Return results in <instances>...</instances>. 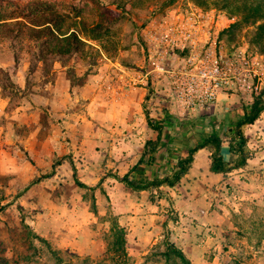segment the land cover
Instances as JSON below:
<instances>
[{
  "label": "rangeland",
  "instance_id": "374dc122",
  "mask_svg": "<svg viewBox=\"0 0 264 264\" xmlns=\"http://www.w3.org/2000/svg\"><path fill=\"white\" fill-rule=\"evenodd\" d=\"M252 2L0 0V206L64 155L87 185L65 161L1 211L0 264H264V111L245 130L252 158L225 175L201 149L160 193L110 176H163L264 99L263 79L181 109L153 63L159 25L194 14L201 39L264 67V5ZM146 113L163 126L154 151Z\"/></svg>",
  "mask_w": 264,
  "mask_h": 264
},
{
  "label": "built area",
  "instance_id": "2783aa9c",
  "mask_svg": "<svg viewBox=\"0 0 264 264\" xmlns=\"http://www.w3.org/2000/svg\"><path fill=\"white\" fill-rule=\"evenodd\" d=\"M204 23L202 16L190 14L160 24L153 62L167 81L173 103L190 111L215 102L228 90L255 92L264 79V67L244 52L225 53L214 41L201 39ZM178 53L185 58L180 60Z\"/></svg>",
  "mask_w": 264,
  "mask_h": 264
},
{
  "label": "trees",
  "instance_id": "16d2710c",
  "mask_svg": "<svg viewBox=\"0 0 264 264\" xmlns=\"http://www.w3.org/2000/svg\"><path fill=\"white\" fill-rule=\"evenodd\" d=\"M253 6L264 5V0H252ZM264 11V6L260 7ZM259 10V9H258ZM264 111V99L261 96L251 102L248 108L244 109L243 115L238 118L233 127L228 129V137L226 140H222L221 137L215 133L201 139L198 143L188 147L185 150V154L179 156L176 162L173 164L169 173L154 177L152 179H134L129 177L128 173L119 175L117 173H111L110 176L114 177L117 181L125 185L126 187L137 191H157L163 192V188H172L177 185L181 178L186 175L189 169L192 167L197 152L201 149L208 151L209 158V170L213 173L226 174L233 170L239 169L246 165L247 161L252 158V149L248 146V139L245 134V130L248 126L252 125ZM146 122L148 126L157 132L156 139L154 141L148 140L145 143L144 148L150 147L154 151L157 147L158 141L161 140L163 126L150 118L146 113ZM226 154L234 156L233 159H228ZM68 161L72 168V176L74 182L79 187H87V185L81 182L77 175L72 160L64 155L53 161L50 168L34 177L30 182L25 184L22 189L17 191L12 200L4 203L0 206V212L11 206L17 199L23 196L32 186L50 179L56 172V168Z\"/></svg>",
  "mask_w": 264,
  "mask_h": 264
}]
</instances>
